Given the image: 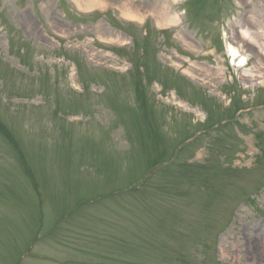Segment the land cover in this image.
Returning a JSON list of instances; mask_svg holds the SVG:
<instances>
[{"label":"rangeland","instance_id":"374dc122","mask_svg":"<svg viewBox=\"0 0 264 264\" xmlns=\"http://www.w3.org/2000/svg\"><path fill=\"white\" fill-rule=\"evenodd\" d=\"M100 1L0 0V264H264V0Z\"/></svg>","mask_w":264,"mask_h":264},{"label":"bare ground","instance_id":"6f19581e","mask_svg":"<svg viewBox=\"0 0 264 264\" xmlns=\"http://www.w3.org/2000/svg\"><path fill=\"white\" fill-rule=\"evenodd\" d=\"M74 1L77 3L76 4L77 8L81 10L82 9L90 10L94 8H100V9L104 8V4L100 0H74ZM174 1L178 2L181 0H174ZM157 16H158L157 23L160 26H169V25L177 24L180 22V18L178 16H174L171 14L158 13ZM122 17L126 19H130V20H134V21H140V22L143 20L141 15H137L130 8H126V7H123ZM241 35L242 37L251 39L248 33V30L243 31ZM228 48H229L230 56L233 58L234 62H236L238 66L244 67L247 61L245 57H241L239 49L233 46L232 44L229 45Z\"/></svg>","mask_w":264,"mask_h":264}]
</instances>
